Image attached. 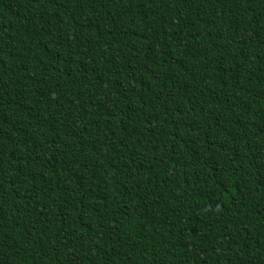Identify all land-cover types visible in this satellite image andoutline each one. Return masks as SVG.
Returning <instances> with one entry per match:
<instances>
[{
    "label": "trees",
    "instance_id": "obj_1",
    "mask_svg": "<svg viewBox=\"0 0 264 264\" xmlns=\"http://www.w3.org/2000/svg\"><path fill=\"white\" fill-rule=\"evenodd\" d=\"M0 264H264V0H0Z\"/></svg>",
    "mask_w": 264,
    "mask_h": 264
}]
</instances>
